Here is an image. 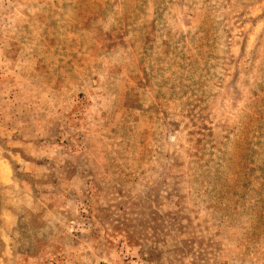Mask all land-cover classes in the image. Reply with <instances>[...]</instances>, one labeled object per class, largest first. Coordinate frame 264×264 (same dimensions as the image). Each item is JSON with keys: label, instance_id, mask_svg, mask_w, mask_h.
I'll return each instance as SVG.
<instances>
[{"label": "rangeland", "instance_id": "obj_1", "mask_svg": "<svg viewBox=\"0 0 264 264\" xmlns=\"http://www.w3.org/2000/svg\"><path fill=\"white\" fill-rule=\"evenodd\" d=\"M0 264H264V0H0Z\"/></svg>", "mask_w": 264, "mask_h": 264}]
</instances>
